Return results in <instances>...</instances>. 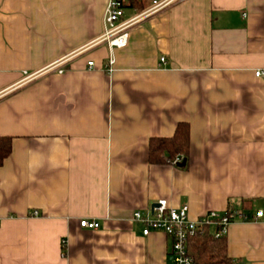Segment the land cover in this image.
I'll use <instances>...</instances> for the list:
<instances>
[{
    "label": "crops",
    "instance_id": "crops-1",
    "mask_svg": "<svg viewBox=\"0 0 264 264\" xmlns=\"http://www.w3.org/2000/svg\"><path fill=\"white\" fill-rule=\"evenodd\" d=\"M107 4L0 0V264H171V239L134 221L159 200L192 219L242 209L227 253L264 264V0H179L113 50ZM179 123L187 166L152 164L150 139Z\"/></svg>",
    "mask_w": 264,
    "mask_h": 264
},
{
    "label": "built area",
    "instance_id": "built-area-1",
    "mask_svg": "<svg viewBox=\"0 0 264 264\" xmlns=\"http://www.w3.org/2000/svg\"><path fill=\"white\" fill-rule=\"evenodd\" d=\"M178 1L149 0L145 10L134 18L125 20V6H129L130 0H108L103 18L105 32L100 42H105L110 50L125 47L128 43V30L133 25L173 6ZM114 62V58L110 56L106 67L108 72L113 71ZM165 62L166 59L161 58V63ZM63 65L64 61L59 60L51 64L47 70H56L59 74H64L66 70L62 68ZM88 66L94 67V63L89 62ZM24 76L23 82H30L38 76V73L24 72ZM255 77L264 81V70H257ZM262 216L263 212L259 211L255 218ZM252 220L242 209L235 208H230L226 212L211 211L198 219H192L187 206L172 208L168 206L166 200H159L147 214L140 211L134 214V221L143 225V235L148 236L152 232H160L171 239V249L168 254L171 264H196L189 253L188 246L189 241L197 234H202L205 230L210 229L216 238H225L234 222H250ZM80 226L92 230L100 227L99 223L90 220H81Z\"/></svg>",
    "mask_w": 264,
    "mask_h": 264
},
{
    "label": "trees",
    "instance_id": "trees-1",
    "mask_svg": "<svg viewBox=\"0 0 264 264\" xmlns=\"http://www.w3.org/2000/svg\"><path fill=\"white\" fill-rule=\"evenodd\" d=\"M146 0H130L129 6L142 12L147 7ZM191 128L188 123H179L175 133L169 138H151L149 141V161L152 164H162L167 161L176 165L186 162L190 154ZM12 150V140L0 137V166L9 157ZM189 253L196 264H235L227 253V237L216 238L210 229L197 234L189 241Z\"/></svg>",
    "mask_w": 264,
    "mask_h": 264
},
{
    "label": "water",
    "instance_id": "water-1",
    "mask_svg": "<svg viewBox=\"0 0 264 264\" xmlns=\"http://www.w3.org/2000/svg\"><path fill=\"white\" fill-rule=\"evenodd\" d=\"M185 164H186V162L184 161V162H182V163L178 164V166H179V167H184V166H185ZM155 206H156V205H155Z\"/></svg>",
    "mask_w": 264,
    "mask_h": 264
}]
</instances>
